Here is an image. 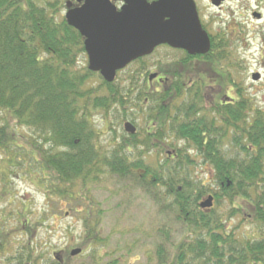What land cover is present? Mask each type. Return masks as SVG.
<instances>
[{"label":"trees","instance_id":"trees-1","mask_svg":"<svg viewBox=\"0 0 264 264\" xmlns=\"http://www.w3.org/2000/svg\"><path fill=\"white\" fill-rule=\"evenodd\" d=\"M68 1L0 0V111L8 113V118L0 123L3 152L0 161L6 162V168H0V200L3 196H15L9 190L8 176L20 172L47 199L55 202L58 210L65 204L68 213L80 220V240L71 249L81 248L79 255L90 250L93 264H116L117 259L112 256L102 263L107 252L100 254L96 250L103 247L106 236L99 227L101 210L91 187L107 174L131 177L149 188L162 185L164 191L160 193L172 197L177 217L184 226L185 231L172 253L167 251V237L156 246L155 264H264V110L259 107L251 110L254 119L250 124L247 121L244 156H224L215 142L211 160L213 184L189 176L187 166L191 160L187 154L182 158L177 155L180 160L176 161L162 153L160 164L158 160L148 163L144 158L148 154H137L135 159H130L127 149L134 136L127 137L123 132L118 153L114 155L110 149L106 152L104 149L112 146L114 137L110 136L108 145L102 144L94 114L100 113L110 130V124L121 127L127 114L119 109L126 108L134 97L133 84L142 72L143 63L139 62L150 56L131 62L120 71L117 80H103L88 69L83 37L61 14ZM160 65L156 61L153 66L162 71ZM148 67L144 65L145 69ZM95 78L96 84L91 82ZM178 92L171 90L167 96V91H157L149 97L174 99ZM251 108L248 104L247 110ZM167 114L158 115L157 128L141 143L147 146L145 150L160 147L157 152H162L160 135L168 131L185 136L186 141L197 146L202 143L192 134L193 124L179 129L173 119L171 126L164 129ZM19 127L28 129L29 133L18 132ZM219 139L222 140L221 135ZM167 146L173 145L167 142ZM206 147L207 144L204 145L207 151ZM204 159H208L207 154ZM210 193L216 203L226 198L241 207L232 206L226 214H218L215 208L198 206L199 199ZM21 204L15 213V227L23 230L24 243L0 263L70 264V250L38 249L33 237L35 226L48 219L49 212L44 211L32 220L28 204L24 201ZM242 211L247 212L242 216L257 223L250 234L236 233L225 224ZM3 212L0 252L6 253L9 216Z\"/></svg>","mask_w":264,"mask_h":264},{"label":"flooded vegetation","instance_id":"flooded-vegetation-1","mask_svg":"<svg viewBox=\"0 0 264 264\" xmlns=\"http://www.w3.org/2000/svg\"><path fill=\"white\" fill-rule=\"evenodd\" d=\"M68 2L67 9L82 4L83 0H69ZM112 2L119 10L122 2L116 0ZM192 2L200 23L209 36V49L204 53L189 54L182 49L161 45L170 49L175 57L160 59L162 71L157 70L156 66L145 69L144 65H149V58H144L142 62H139L143 64L141 65L142 72L133 84L135 95L128 101L126 108L119 110L127 114L126 120L122 122V128L125 121L130 122L134 128L132 132H123L127 137L134 136L127 149L130 159H135L137 154H148L144 156L148 163L153 156L160 164L163 161L159 158L163 155L162 153L176 161L180 160L177 155L182 158L184 154H187L191 160L187 169L196 168L206 171L204 181H211L213 184L211 160L215 142L224 156L245 155L247 121L249 124L253 121L254 116L251 110L258 107L254 98L258 88L254 83L261 81L262 76L258 71H251L249 73L250 84H247L245 62L238 56V49L242 34L246 31L244 24L249 23L248 21H264V0H192ZM203 10L210 11L207 22H204L201 16ZM261 43L264 44V38ZM85 59H88L86 52ZM95 73L103 79L98 71ZM150 73L157 75L149 79ZM115 79L116 76L113 81ZM175 89L179 92L174 99L149 97L152 92L157 91H167L168 96L171 90ZM248 90L253 92L248 93ZM141 96L144 97L141 98ZM248 104L252 107L250 111L247 110ZM163 112L168 113L167 121L163 125L164 129L171 126L173 119L175 127L179 129L193 124L195 128H191L192 134L200 138L202 143L197 146L196 143L186 141L185 136L181 137L178 133L168 131L160 135L162 152H157L160 147L145 150L147 146L141 143L151 131L157 128L155 120ZM248 112L250 116L247 115ZM113 132L112 146L104 150L108 152L107 150L110 149L109 151L116 155L119 151L120 134L117 136L114 130ZM219 135L222 136V140L219 139ZM167 142L173 146H167ZM205 144H207V151L204 150ZM205 154L208 159H204ZM209 197L211 205L201 208H215L219 201L216 203L212 193L199 199L198 206L200 202ZM222 200L229 202L226 198ZM230 204L231 207H241L237 202H234L236 205Z\"/></svg>","mask_w":264,"mask_h":264},{"label":"rangeland","instance_id":"rangeland-1","mask_svg":"<svg viewBox=\"0 0 264 264\" xmlns=\"http://www.w3.org/2000/svg\"><path fill=\"white\" fill-rule=\"evenodd\" d=\"M65 8L61 10L63 15ZM210 11H201L204 22H207ZM245 23L246 31L242 34V40L238 49L239 57L245 62L247 72V84H250L249 73L258 71L262 76V80L254 83L258 88L255 93V100L262 110H264V44L261 43L264 38V21ZM175 55L170 49L159 47L149 57V67H153L156 61L160 59H173ZM123 74L120 75V78ZM96 84V79L92 80ZM253 92L248 90V93ZM8 113L0 111V123ZM94 122L100 132V140L102 144L108 145L110 136L116 132V135L122 133L120 125L110 124L112 129L107 128V121L103 119L100 113L94 114ZM18 132L29 133L24 127L17 128ZM106 148H109L107 146ZM0 151V157L3 156ZM162 158V156H159ZM156 161L153 156L149 162ZM0 168H6V162L0 161ZM190 177H196L204 181L206 171L200 169H188ZM10 174L9 190L15 196L13 198L2 197L0 200V216L2 210L8 214L7 222L8 231V249L6 253L0 252V262L5 261V257L15 253L17 247L24 243L25 237L23 230L15 227L16 212L22 207L21 201L28 204L31 211L29 217L37 219L40 213L49 212L48 219L43 220L41 225L34 228L33 237L41 250H70L71 245L77 243L80 239L81 224L74 215L69 214L65 204H61L58 208L55 202L47 199L27 177L18 174ZM209 174V171H207ZM2 183L0 182V193L2 192ZM261 188V185L259 184ZM164 187L160 188L146 187L137 183L131 177H118L116 175L107 174L104 179L91 187V194L99 203L101 210V220L99 227L101 233L106 236V242L103 247L96 250L101 254L107 252L102 263L108 262L110 256L116 258V264H155L156 263V246L164 240L169 239L167 246L168 253L173 252L174 245L179 241L184 233V226L177 217V209L172 204V197L160 193ZM63 205V206H62ZM231 204L225 200H221L215 206L218 214H226ZM243 210V209H242ZM3 212V213H4ZM247 214L246 211L232 215L226 221V226L233 228L236 233L250 234L255 230L256 222L250 220L249 217L241 216ZM46 214V213H44ZM21 241L18 244L17 241ZM70 253V251H69ZM93 254V253H92ZM5 264V263H0ZM14 264V262L12 263ZM70 264H93V257L89 250L82 255L71 256Z\"/></svg>","mask_w":264,"mask_h":264},{"label":"water","instance_id":"water-1","mask_svg":"<svg viewBox=\"0 0 264 264\" xmlns=\"http://www.w3.org/2000/svg\"><path fill=\"white\" fill-rule=\"evenodd\" d=\"M118 1H123L119 10L111 0H83L65 13L67 22L85 37L88 68L99 71L106 81L114 79L116 70L150 54L160 44L189 54L208 50L209 37L201 27L192 0ZM155 76L152 73L149 79ZM124 129L132 132L134 128L127 121ZM210 205V197L200 203ZM80 251L73 248L70 255Z\"/></svg>","mask_w":264,"mask_h":264}]
</instances>
